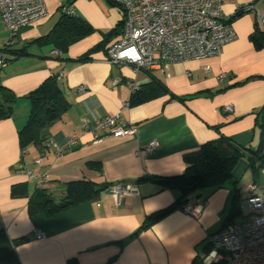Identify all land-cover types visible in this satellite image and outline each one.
Returning a JSON list of instances; mask_svg holds the SVG:
<instances>
[{
	"label": "crops",
	"instance_id": "1",
	"mask_svg": "<svg viewBox=\"0 0 264 264\" xmlns=\"http://www.w3.org/2000/svg\"><path fill=\"white\" fill-rule=\"evenodd\" d=\"M43 1L46 15L22 26L7 51L48 34L63 5L91 25L93 32L64 53L51 45L32 44L28 55L14 58L4 50L11 33L0 15V57L6 59L0 63V84L16 95L11 115L0 119V222L9 238H25L16 247L20 263L191 264L210 248V234L229 222L247 219V186L258 183L260 170L251 169L242 157L225 184L189 196L201 204L197 217L176 206L137 231L146 217L169 208L178 196L151 179H139L181 173L185 154L219 135L252 150L261 142L264 146V44L257 46L251 38L257 22L253 11L233 16L248 4L264 15V0H222V16L231 23L235 37L218 55L174 62L164 72L134 71L130 64L109 63L106 49L118 34L87 60H75L121 21L122 10L111 0ZM149 72L167 92L129 103L135 91L151 82ZM52 74L57 75L70 106L50 126L42 146L30 144L21 153L18 131L30 110L25 95ZM123 103L128 105L123 108ZM105 115H119L134 127V134L114 137L109 130H99L95 136L94 117ZM70 136H76L77 143L67 148ZM152 140L157 147L143 152ZM55 147L62 152L55 154ZM38 158L39 166L34 164ZM25 167L46 171L48 177L29 181ZM80 179L105 187L96 199L53 217L29 214L28 200L35 189H46L58 201L65 183ZM23 183L24 192L12 195V186ZM115 183L128 184L131 191L114 195L106 186ZM35 230L42 237L37 238Z\"/></svg>",
	"mask_w": 264,
	"mask_h": 264
},
{
	"label": "built area",
	"instance_id": "2",
	"mask_svg": "<svg viewBox=\"0 0 264 264\" xmlns=\"http://www.w3.org/2000/svg\"><path fill=\"white\" fill-rule=\"evenodd\" d=\"M122 10V25L117 39L106 49V60L113 65H132L134 71L158 70L164 72L170 64L190 59L215 56L223 45L235 37L227 18L222 16V0H111ZM253 11L258 25L264 29V15L253 5L241 7ZM67 14L73 11L66 8ZM43 0H0V15L11 33L12 43L16 32L24 25L46 15ZM4 64V58L0 57ZM116 83V80H112ZM79 87V90H82ZM135 87H133V91ZM128 103H123L125 108ZM231 110V105H226ZM95 136L99 130H109L114 137H124L135 132L133 126L122 122L119 115L94 117ZM52 143V141H50ZM77 143L70 136L65 146ZM158 143L149 141L142 151L150 153ZM62 148L55 147V154ZM34 164L40 165V159ZM29 181L46 180V171L24 168ZM261 183L247 186L245 199L247 219L229 222L207 239L209 250L201 253L203 264H264V164L260 168ZM114 195L126 194L131 186L123 183L107 187ZM199 200H189L180 209L192 217L199 215ZM37 238L42 233L35 230Z\"/></svg>",
	"mask_w": 264,
	"mask_h": 264
},
{
	"label": "trees",
	"instance_id": "3",
	"mask_svg": "<svg viewBox=\"0 0 264 264\" xmlns=\"http://www.w3.org/2000/svg\"><path fill=\"white\" fill-rule=\"evenodd\" d=\"M66 8L64 5L59 7L58 20L48 34L33 39L27 45L15 50L7 51L13 42L7 43L4 45V50L13 55L14 58L28 55V47L32 44L39 46L51 45L62 53L66 52L69 45L93 32L91 25L74 16L73 13L67 14ZM243 12L242 9H237L233 16ZM121 25L122 22L120 21L116 29L107 33L103 40L75 60H87L92 51L104 48L107 40L112 35L119 33ZM251 38L257 46L264 44V32L260 29L258 22H256V30ZM150 76L151 82L135 91L129 103L143 101L167 92V88L160 80L151 74ZM25 96L29 99L30 110L25 124L18 131V144L21 153L30 144L34 143L42 146L49 135L50 126L61 118L70 106L59 86L56 74L48 76ZM15 98L16 95L10 89L0 84V119L11 115ZM261 111H264V108ZM50 141L48 140V143ZM242 157L246 158L251 169L259 171L262 164H264V146H262V142L256 149L252 150L249 147L238 145L227 136L219 135L213 140L202 143L197 150L185 154V167L181 173L169 176L141 177L139 180L151 179L163 187L175 190L178 196L175 203L169 208L146 217L137 231L149 226L168 210L176 206L180 207L191 200L189 196L195 191L204 187L216 188L225 184L230 180L233 168ZM90 165L97 166L92 162ZM102 187L103 184H98L92 180L69 181L65 183L63 196L58 201H55L46 189H35L29 196L28 212L30 215L43 213L46 217H53L70 207L96 199L103 190ZM24 190V183L13 185L11 194H22ZM24 240V237L9 238L0 222V264H21L16 254V247ZM191 264L203 263H201L199 257H195Z\"/></svg>",
	"mask_w": 264,
	"mask_h": 264
},
{
	"label": "rangeland",
	"instance_id": "4",
	"mask_svg": "<svg viewBox=\"0 0 264 264\" xmlns=\"http://www.w3.org/2000/svg\"><path fill=\"white\" fill-rule=\"evenodd\" d=\"M257 182L260 184V183H261V179L259 178V179L257 180Z\"/></svg>",
	"mask_w": 264,
	"mask_h": 264
},
{
	"label": "water",
	"instance_id": "5",
	"mask_svg": "<svg viewBox=\"0 0 264 264\" xmlns=\"http://www.w3.org/2000/svg\"><path fill=\"white\" fill-rule=\"evenodd\" d=\"M105 187V186H104ZM104 187H102V189H104Z\"/></svg>",
	"mask_w": 264,
	"mask_h": 264
}]
</instances>
